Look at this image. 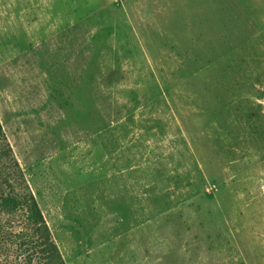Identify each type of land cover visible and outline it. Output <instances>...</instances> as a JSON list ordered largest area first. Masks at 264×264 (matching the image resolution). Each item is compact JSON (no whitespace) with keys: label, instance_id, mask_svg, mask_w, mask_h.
Instances as JSON below:
<instances>
[{"label":"rangeland","instance_id":"rangeland-1","mask_svg":"<svg viewBox=\"0 0 264 264\" xmlns=\"http://www.w3.org/2000/svg\"><path fill=\"white\" fill-rule=\"evenodd\" d=\"M0 124V195L17 162L64 264H264V0H0ZM39 236L0 210V264H50Z\"/></svg>","mask_w":264,"mask_h":264},{"label":"crops","instance_id":"crops-1","mask_svg":"<svg viewBox=\"0 0 264 264\" xmlns=\"http://www.w3.org/2000/svg\"><path fill=\"white\" fill-rule=\"evenodd\" d=\"M157 248L114 254L109 264H245L236 241L225 238L161 240ZM142 245H148L142 244ZM130 252V253H129Z\"/></svg>","mask_w":264,"mask_h":264},{"label":"trees","instance_id":"trees-1","mask_svg":"<svg viewBox=\"0 0 264 264\" xmlns=\"http://www.w3.org/2000/svg\"><path fill=\"white\" fill-rule=\"evenodd\" d=\"M2 137H4V134L2 126L0 124V140ZM10 152L11 151L9 148V150L7 149L6 151H2L0 153V156L8 158ZM7 169L9 171L8 178H11L13 182L11 183L7 180L6 183L9 192L6 195H0L1 212L10 215L24 210L27 222L35 227L37 232L40 233L39 243L43 246V252H46L48 255V262L50 264H52L53 262L57 264H64L57 246L51 240L50 232L46 225L41 209L35 197L30 192L28 186L25 183L24 176L19 168L18 163L13 162V164H9L7 166Z\"/></svg>","mask_w":264,"mask_h":264}]
</instances>
